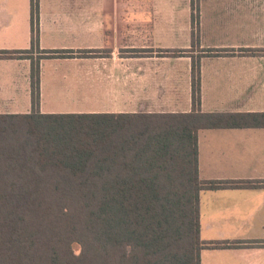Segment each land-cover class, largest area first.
<instances>
[{"label":"crops","instance_id":"crops-1","mask_svg":"<svg viewBox=\"0 0 264 264\" xmlns=\"http://www.w3.org/2000/svg\"><path fill=\"white\" fill-rule=\"evenodd\" d=\"M30 3L0 0V50L30 47ZM38 7L39 48L70 54L40 60L41 112L48 82L108 106L75 112L190 111L194 63L201 111H264V0H38ZM30 66L29 58H0V113L31 110ZM197 151L201 179L260 183L200 192L201 239L243 242L202 249L200 264H264V127L201 128Z\"/></svg>","mask_w":264,"mask_h":264},{"label":"trees","instance_id":"trees-1","mask_svg":"<svg viewBox=\"0 0 264 264\" xmlns=\"http://www.w3.org/2000/svg\"><path fill=\"white\" fill-rule=\"evenodd\" d=\"M38 13L29 48L0 50L31 60V110L0 113V264H200L241 245L201 239L199 195L260 183L201 179L197 131L264 127V111H201L194 63L190 111L41 112L40 60L70 54L39 48Z\"/></svg>","mask_w":264,"mask_h":264},{"label":"rangeland","instance_id":"rangeland-1","mask_svg":"<svg viewBox=\"0 0 264 264\" xmlns=\"http://www.w3.org/2000/svg\"><path fill=\"white\" fill-rule=\"evenodd\" d=\"M36 55V54H35ZM45 65L48 72L50 71L49 65L50 62L47 61ZM59 65L62 63L59 62ZM65 66L60 67L57 71H64ZM43 97H42V110L48 112H75V111H88V110H99V109H107L108 106L99 105L93 103L92 99H85L84 97H80L77 94L66 93L64 90H55L49 87V82L43 85L42 89ZM129 100V99H128ZM132 101V99H130ZM14 102V101H8ZM17 102H22V96H18ZM12 105L7 106L9 109L15 107ZM132 108V104L128 105ZM24 108V106H19ZM26 107V106H25ZM118 106H114L116 109ZM120 107V106H119Z\"/></svg>","mask_w":264,"mask_h":264}]
</instances>
